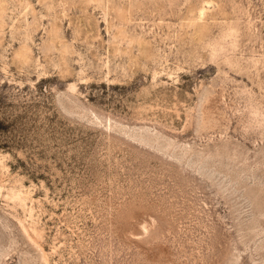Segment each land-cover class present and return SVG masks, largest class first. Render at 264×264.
I'll list each match as a JSON object with an SVG mask.
<instances>
[{"label": "rangeland", "instance_id": "obj_1", "mask_svg": "<svg viewBox=\"0 0 264 264\" xmlns=\"http://www.w3.org/2000/svg\"><path fill=\"white\" fill-rule=\"evenodd\" d=\"M0 264H264V0H0Z\"/></svg>", "mask_w": 264, "mask_h": 264}]
</instances>
